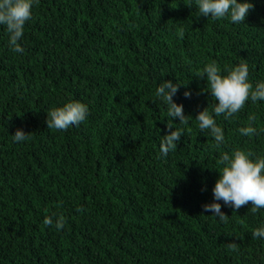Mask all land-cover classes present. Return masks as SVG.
Wrapping results in <instances>:
<instances>
[{
  "label": "trees",
  "instance_id": "1",
  "mask_svg": "<svg viewBox=\"0 0 264 264\" xmlns=\"http://www.w3.org/2000/svg\"><path fill=\"white\" fill-rule=\"evenodd\" d=\"M251 2L237 24L199 15L197 0H38L22 53L0 25V264H264V238L253 237L264 208L220 201L224 223L203 207L224 152L264 157V100L215 117L219 147L195 119L205 107L215 116L195 76L212 61L222 75L246 62L253 88L264 82V0ZM163 80L180 84L187 125L155 96ZM70 100L88 105L87 119L47 128V112ZM250 116L256 133L242 135ZM18 128L30 139L14 142ZM175 128L181 139L163 156Z\"/></svg>",
  "mask_w": 264,
  "mask_h": 264
},
{
  "label": "clouds",
  "instance_id": "2",
  "mask_svg": "<svg viewBox=\"0 0 264 264\" xmlns=\"http://www.w3.org/2000/svg\"><path fill=\"white\" fill-rule=\"evenodd\" d=\"M38 0H0V25L6 27L9 33V46L13 52L22 53L24 51L18 42L24 34L26 21L32 18L33 4ZM190 6V5H189ZM199 15L221 19L230 16L234 23L245 21L249 11L254 8L251 0H197ZM198 78H206L207 88L211 96L218 101L211 114L207 107L201 110L195 117L198 121L199 129L209 131L214 137L217 147L224 142L223 129L216 123V116L223 114L225 118L242 110L246 102L251 99L253 103L264 100V82H257L255 88L249 81V66L246 62H241L222 75L220 66L212 61L205 65L203 70L195 73ZM179 83L171 80H163L156 88L155 96L163 101L167 106V116L178 117L179 123L187 125L189 116L184 114L183 105L174 101L173 97L179 90ZM185 97H190L191 92L186 90ZM47 116V128L66 131L71 126H79L88 115V105L79 100H70L62 106L52 108ZM254 116L249 117V125L239 129L242 135L252 136L256 133V128L252 126ZM169 129L172 124L168 123ZM29 133V132H27ZM23 129L18 128L13 134L14 142H24L30 139ZM183 130L175 128L164 135L160 143V152L167 156L170 151L177 148V142L181 139ZM219 163L223 165L219 170L220 175L213 188V202L205 204L204 211L210 212L219 218L221 222H228V215L221 210V203L225 206L238 210L242 206L251 203V212L256 213L264 208V157H256L250 151L243 149L234 150L229 155L224 152ZM83 212V208H77ZM44 225L51 226L54 223L53 215H46L43 220ZM66 223L65 217L61 214L55 217V228L62 230ZM254 238H264V226L257 228L253 232ZM232 250H237L235 243L229 245Z\"/></svg>",
  "mask_w": 264,
  "mask_h": 264
}]
</instances>
